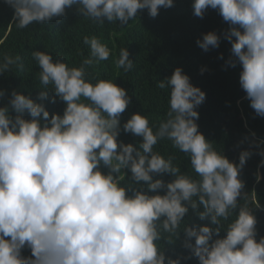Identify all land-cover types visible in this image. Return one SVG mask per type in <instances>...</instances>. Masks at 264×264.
Segmentation results:
<instances>
[{"label": "clouds", "instance_id": "1", "mask_svg": "<svg viewBox=\"0 0 264 264\" xmlns=\"http://www.w3.org/2000/svg\"><path fill=\"white\" fill-rule=\"evenodd\" d=\"M4 2L14 9L21 29L62 17L74 5L85 18L121 26L139 11L147 9L155 18L161 8L175 6L174 0ZM192 8L200 18L209 8L216 10L229 25L222 33L231 43L227 64L242 67L239 84L245 98L256 115L264 117V0H193ZM220 39L210 31L196 43L207 52L217 48ZM83 43L90 47V56L79 67L54 61L45 51L32 53L40 83L45 89L52 85L50 102L59 98L65 104L62 115H50L43 103L15 89L0 106V264H181V257L166 255L158 242L165 239L163 233L168 243L178 238L189 209L215 226L183 228L182 246L199 264H264V236L257 240V218L247 204H238L245 187L240 173L252 152L241 151L239 163H234L199 131L196 109L205 92L176 67L157 84L171 89L167 119L154 130L149 118L137 112L121 126L131 103L127 90L111 79L93 83L86 72V66L108 60L110 49L95 36H85ZM129 56L127 48L120 49L116 67L131 70ZM19 61V56L6 54L0 74L22 67ZM6 94L0 89V99ZM37 99H48V91H40ZM121 128L142 138L138 147L118 139ZM165 138L188 154L198 178L182 173L173 156L165 158L153 150ZM258 154L259 167H264V150ZM127 172L131 183L123 182ZM164 175L173 179L154 178ZM260 179L258 173L257 182ZM237 209L221 237V220ZM25 248L30 256L22 254Z\"/></svg>", "mask_w": 264, "mask_h": 264}, {"label": "trees", "instance_id": "2", "mask_svg": "<svg viewBox=\"0 0 264 264\" xmlns=\"http://www.w3.org/2000/svg\"><path fill=\"white\" fill-rule=\"evenodd\" d=\"M192 4L193 0H174V7L161 8L155 18L150 17L145 9L124 26L119 22L109 23L106 19L100 23L85 18L77 11L78 6L74 5L66 9V15L62 17H54L44 24L33 22L21 29L17 27L14 9L0 0V62L7 54L19 56L22 65L12 66L10 71L0 74V89L7 91L6 96L0 99V106L7 104L11 91L15 89L31 96L37 103H43L50 115H62L65 104L59 98L55 103L50 102L53 96L52 85L45 89L40 83V68L32 53L45 51L53 56L54 61L61 59L69 67H79L90 56V47L83 43L84 37L95 36L107 45L111 54L108 60L86 66L88 78L93 83L98 79H111L127 90L131 103L121 116V126L133 113L139 112L149 118L150 126H154L155 130L162 120L167 119L171 91L167 87L160 89L157 84L170 77L176 67H181L190 77V82L206 94V99L196 109L199 113L197 123L199 131L212 142L213 148L237 164L241 151L252 152L240 173L245 187L242 196L238 198V204H247L253 210L257 218L259 240L264 236V167H259L262 157L258 154L264 150V117L256 115L250 107V101L245 98L246 93L239 84L242 67L239 64L236 67L227 64L232 56L231 43L224 39L222 33L229 25L211 8L203 18L195 16ZM210 31L221 36L220 44L205 52L196 41ZM122 48H127L129 58L133 61L132 69L127 72L115 65ZM201 69L204 71L201 72ZM40 91H48V99H37ZM10 114L15 115L11 110ZM24 115L25 119L30 118L27 113ZM118 139L137 147L142 140L123 132L122 128ZM153 150L165 158L173 156V164L182 173L198 178L190 165L188 154L174 148L170 140H160ZM103 171L107 172V169ZM258 173L261 176L259 182L256 180ZM130 176L131 173L127 172L123 182L131 183ZM154 178H162L166 182L173 179L170 175ZM198 210L202 211L203 207L200 206ZM237 212L238 209L233 211L228 220H221V237L225 235L227 225L236 218ZM185 225H210V220L201 221L189 209L180 225L178 238L173 237V242L168 243L165 240L168 234L163 233L165 239L158 242L159 246L173 259L181 257V264H199L190 250L182 246L186 240L183 231ZM22 254L30 256V249H23Z\"/></svg>", "mask_w": 264, "mask_h": 264}]
</instances>
